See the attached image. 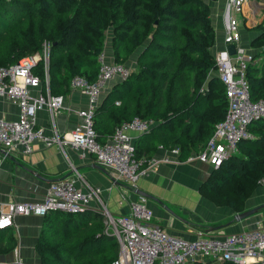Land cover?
<instances>
[{
  "label": "trees",
  "instance_id": "1",
  "mask_svg": "<svg viewBox=\"0 0 264 264\" xmlns=\"http://www.w3.org/2000/svg\"><path fill=\"white\" fill-rule=\"evenodd\" d=\"M215 1L0 0V67L39 54L45 43L47 84L41 61L32 73L41 92L66 94L74 76L95 80L109 31L113 63L124 65L134 55L135 68L97 105L95 140L104 144L116 126L137 117L152 125L133 142L135 158H150L157 147L176 148L183 162L202 149L226 111L223 86L212 74ZM252 30L249 46L255 52L244 75L249 99L256 101L264 99V18ZM246 130L253 138L238 142L237 154L212 169L202 185L213 202L237 213L264 179V118ZM14 246L6 228L0 229V256ZM34 251L40 264H112L117 243L104 232L99 213L51 211L43 216Z\"/></svg>",
  "mask_w": 264,
  "mask_h": 264
},
{
  "label": "built area",
  "instance_id": "2",
  "mask_svg": "<svg viewBox=\"0 0 264 264\" xmlns=\"http://www.w3.org/2000/svg\"><path fill=\"white\" fill-rule=\"evenodd\" d=\"M252 6L250 0H224L220 14L223 47L213 55V73L223 86L226 111L202 149L189 155L184 163L197 162L211 169L218 168L236 154L238 142L253 138L246 130L247 125L264 118V99H249L244 71L251 55L240 44L242 17L251 11ZM228 46H233L232 54L228 53ZM38 61L42 62L46 85L48 47L45 43L39 54L0 67V98L17 107L15 120L0 119L1 157L16 151L26 156L38 139L44 147H68L81 158L91 156L97 166L110 170L117 180L132 190L140 176L154 172L159 164L168 162L165 158L134 157L132 138L128 133L140 135L148 132L152 125L137 117L116 126L104 144L95 140L93 114L100 94L112 80L124 81L130 71L123 64L106 62L102 53L97 57L98 70L93 82L88 83L78 76L69 81V89L79 92L87 100L86 107L76 112L79 124L67 134L54 132L50 137L44 136L42 129L34 128V116L37 111L46 109L52 119L62 107V98L48 94L45 97L39 94L35 98L29 95V89L39 86L38 77L32 73ZM158 149L161 150V147ZM163 151L171 157L178 154L176 148ZM257 184L264 186V179L258 180ZM92 201L101 204L97 192L87 185L81 191L70 180L52 182L37 202L0 204V229L10 227L16 216L43 217L51 211L78 214L87 210ZM99 212L104 232L114 237L117 243V257L112 264H196L204 261L214 264H264V225L218 236L198 231L194 239L183 240L151 223L152 212L143 197L138 196L137 201L131 202L125 215L113 217L103 206Z\"/></svg>",
  "mask_w": 264,
  "mask_h": 264
},
{
  "label": "crops",
  "instance_id": "3",
  "mask_svg": "<svg viewBox=\"0 0 264 264\" xmlns=\"http://www.w3.org/2000/svg\"><path fill=\"white\" fill-rule=\"evenodd\" d=\"M250 2L253 6L263 3L262 0H250ZM223 3L224 0H216L210 4V20L214 31V42L210 48L212 55L223 47L220 20ZM252 25L245 23L240 29L241 47L250 55L255 52L250 46L248 47L250 39L255 36L251 29ZM110 39V32L107 31L102 54L108 63L113 62ZM124 66L133 70L135 56H131ZM212 74L214 75L213 72ZM116 82L118 81L114 79L107 84L100 94L98 104ZM39 94L45 97L48 90L45 88L44 92H41L40 85L29 89L32 98ZM58 96L62 98V107L52 119L46 109L37 111L34 116V128L42 129L46 137L52 136L54 132L58 135L67 134L80 122L76 112L87 105L85 96L77 91L68 90L66 94ZM16 118V105L0 98V119L15 120ZM128 135L132 138V143L138 137L133 132H129ZM152 157L165 158L168 162L159 164L154 172L140 176L135 189L132 190L124 182L117 180L110 170L97 166L91 156L81 158L68 147L62 149L44 147L37 139L32 145V151L26 156L18 151L4 158L0 156V204L37 202L50 183L70 180L81 191H84L87 185L97 192L101 204L92 201L85 211L100 214L99 211L103 206L113 217L127 214L129 204L138 199L137 191L150 195L153 199H145V204L152 212L151 223L169 235L183 240L194 239L198 231H204L208 236H218L264 225V208L246 219L235 222L233 217L239 213L213 202L211 193L202 188L212 172L211 167L197 162H180L158 147ZM263 204L264 187L257 186L245 200L242 211ZM42 219L43 217L38 216H16L13 219L12 225L7 227L6 231L14 238L15 246L10 254L0 256V262L40 264L34 245ZM196 264L214 263L204 261Z\"/></svg>",
  "mask_w": 264,
  "mask_h": 264
},
{
  "label": "rangeland",
  "instance_id": "4",
  "mask_svg": "<svg viewBox=\"0 0 264 264\" xmlns=\"http://www.w3.org/2000/svg\"><path fill=\"white\" fill-rule=\"evenodd\" d=\"M244 12H246V11H244ZM263 18H264V2L263 3L261 2V5L252 6L251 11H248L245 13V15H243V17H242L243 24L242 25H245V23H247V24L251 23V24H253L252 27L254 28L256 25L259 24V22L262 21ZM251 40L252 39H250V42H251ZM249 45H250V43H248V47H249ZM257 186H259V185L257 184ZM262 187H264V186H262ZM243 207H244V205H243Z\"/></svg>",
  "mask_w": 264,
  "mask_h": 264
},
{
  "label": "water",
  "instance_id": "5",
  "mask_svg": "<svg viewBox=\"0 0 264 264\" xmlns=\"http://www.w3.org/2000/svg\"><path fill=\"white\" fill-rule=\"evenodd\" d=\"M227 51H228L229 54H232L233 53V46H228L227 47ZM136 194L138 196H140V197H143L144 199H147V200H152L153 199L150 195H148V194H146L144 192L137 191ZM262 208H264V204L256 206V207H253V208L248 209V210H245V211H243V212H241L239 214H236L233 217V220L235 222H239V221H241L243 219H246V218L258 213Z\"/></svg>",
  "mask_w": 264,
  "mask_h": 264
}]
</instances>
